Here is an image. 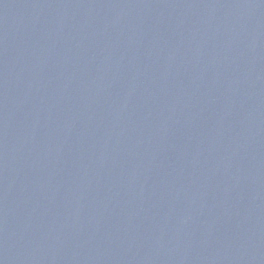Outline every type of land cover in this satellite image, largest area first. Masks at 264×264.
Segmentation results:
<instances>
[{
    "label": "water",
    "instance_id": "water-1",
    "mask_svg": "<svg viewBox=\"0 0 264 264\" xmlns=\"http://www.w3.org/2000/svg\"><path fill=\"white\" fill-rule=\"evenodd\" d=\"M0 264H264V0H0Z\"/></svg>",
    "mask_w": 264,
    "mask_h": 264
}]
</instances>
